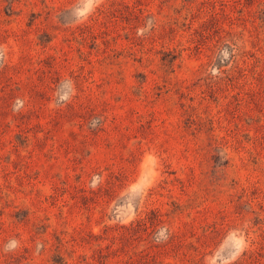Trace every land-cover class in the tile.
I'll return each instance as SVG.
<instances>
[{
    "label": "rangeland",
    "instance_id": "1",
    "mask_svg": "<svg viewBox=\"0 0 264 264\" xmlns=\"http://www.w3.org/2000/svg\"><path fill=\"white\" fill-rule=\"evenodd\" d=\"M0 264H264V0H0Z\"/></svg>",
    "mask_w": 264,
    "mask_h": 264
}]
</instances>
